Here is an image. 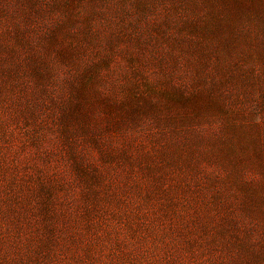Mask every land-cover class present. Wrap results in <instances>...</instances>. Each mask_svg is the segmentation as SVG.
Returning a JSON list of instances; mask_svg holds the SVG:
<instances>
[{
  "label": "rangeland",
  "instance_id": "374dc122",
  "mask_svg": "<svg viewBox=\"0 0 264 264\" xmlns=\"http://www.w3.org/2000/svg\"><path fill=\"white\" fill-rule=\"evenodd\" d=\"M187 1L0 0V264H264L263 100L202 108Z\"/></svg>",
  "mask_w": 264,
  "mask_h": 264
},
{
  "label": "trees",
  "instance_id": "16d2710c",
  "mask_svg": "<svg viewBox=\"0 0 264 264\" xmlns=\"http://www.w3.org/2000/svg\"><path fill=\"white\" fill-rule=\"evenodd\" d=\"M187 3L188 8L198 17V21L189 27L201 36V42L191 49L189 65L192 62L199 64L191 66V70L199 74V82L205 83V90L198 98L202 108L224 112L226 106L219 94L223 88L230 92L234 90L231 93L235 102L253 101L255 90H259L263 100L261 105L264 106V90L259 89L261 86L248 80L247 77L251 74L235 71L239 60L253 62L255 66L264 68V0H188ZM241 30H246L250 36L262 35L261 45L256 43L247 51L243 43V46L237 43V34ZM211 55L217 59L213 66L216 76L214 83L211 82V76L204 71ZM260 168L264 169V164ZM247 196L249 198L250 194H246ZM262 200L264 201V197Z\"/></svg>",
  "mask_w": 264,
  "mask_h": 264
}]
</instances>
